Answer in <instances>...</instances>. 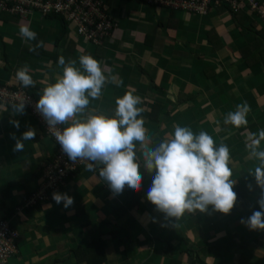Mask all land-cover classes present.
Wrapping results in <instances>:
<instances>
[{"label":"crops","instance_id":"obj_1","mask_svg":"<svg viewBox=\"0 0 264 264\" xmlns=\"http://www.w3.org/2000/svg\"><path fill=\"white\" fill-rule=\"evenodd\" d=\"M136 2L148 7L146 16L137 14L144 11L140 8L128 14L118 9L120 0H109L118 27L105 46L79 38L68 23L60 22L62 29L49 24L60 19L0 13V85L19 86L16 72L27 66L36 82L28 89L39 99L63 74L59 57L76 61L80 69L79 57L91 55L108 79L100 97L89 98L85 113L75 118L83 121L89 111L114 116L117 98L127 92L139 96L137 107L143 111L138 118L153 147L171 138L175 126L189 127L194 134L205 131L216 146L227 145L237 202L230 214L209 206L207 213L186 212L172 226L147 200L154 173L145 171L138 151L139 191L125 186L115 195L98 175L102 165L97 171L82 167L64 189L73 205L65 208L53 201L30 208L25 200L40 186L41 169L57 143L26 109L19 114L0 104V220L8 219L19 232V251L6 264H264V231L241 223L260 210L261 189L250 174L259 161L250 157L246 145L252 134L264 130V41H253L254 31L264 36V19L250 16L245 7L253 32L241 34L221 8L191 20L189 14ZM21 25L34 31L36 39L24 40ZM211 29L216 47L205 41ZM256 43L241 58V50ZM245 102L251 109L247 125H226L227 115ZM11 121H19L18 130ZM29 128L36 131L35 139L23 141L22 152L13 151L11 134L20 138Z\"/></svg>","mask_w":264,"mask_h":264},{"label":"clouds","instance_id":"obj_2","mask_svg":"<svg viewBox=\"0 0 264 264\" xmlns=\"http://www.w3.org/2000/svg\"><path fill=\"white\" fill-rule=\"evenodd\" d=\"M20 36L26 40H35L37 34L26 25H21ZM34 50V49H30ZM76 61H65L59 57L58 64L63 66L62 76L53 84L43 89L35 108L43 117L49 129H55L56 142L73 162L87 161L86 170L97 171L101 179L107 182L115 195L122 194L125 186L132 191H139L142 183L141 163L137 152L141 153L143 168L152 175V183L147 192V200L162 213L166 221H176L187 212L195 214L212 210L230 214L237 202L233 190L236 183L231 179L233 169L230 164L229 148L225 144L216 146L214 139L205 131L194 134L189 127L175 126L171 138L152 146V139L146 135L143 118H138L143 111L137 107L141 103L139 96L127 92L115 101L114 116L87 112L82 121L77 114H84L89 105V98L98 99L106 79L100 62L91 55L79 57L80 69ZM82 69V71H81ZM16 79L21 87H35L30 70L23 66L16 72ZM25 103L13 105L15 113L23 114ZM250 106L245 102L237 105L235 112H230L224 123L236 128L247 125ZM71 124L62 130L58 125ZM19 129V121H11ZM13 151L22 152L23 141L34 140L36 131L29 128L16 138ZM264 140V130L249 137L246 147L251 158L259 161L254 175L257 186L261 189L258 200L259 209L253 211L247 219H242L249 230L264 231V150L260 142ZM251 188V186H249ZM52 199L63 203L65 208L74 203L67 193L54 192Z\"/></svg>","mask_w":264,"mask_h":264},{"label":"built area","instance_id":"obj_3","mask_svg":"<svg viewBox=\"0 0 264 264\" xmlns=\"http://www.w3.org/2000/svg\"><path fill=\"white\" fill-rule=\"evenodd\" d=\"M152 7H160L175 13L186 11L194 15L206 16L212 8L229 7L238 10L246 7L248 11H256L260 18L264 19V6H260L262 0H141ZM108 0H0V13L25 19L35 13L43 17L63 19L68 24H74L77 32L83 40L96 46H105L118 27L115 17L109 11ZM25 103V107L37 114L39 120L50 134L54 131L43 122L35 105L37 100L27 95L22 88L13 89L12 85H0V104L13 106ZM61 130L64 128L58 125ZM58 155L54 161L48 163L43 174L41 187L27 200L26 206L37 205L46 199H52L54 192H61L66 184V177L70 171L86 167L87 161L73 163L62 151L59 143ZM19 232L12 228L7 220H0V264H6L8 259L18 253Z\"/></svg>","mask_w":264,"mask_h":264},{"label":"trees","instance_id":"obj_4","mask_svg":"<svg viewBox=\"0 0 264 264\" xmlns=\"http://www.w3.org/2000/svg\"><path fill=\"white\" fill-rule=\"evenodd\" d=\"M108 1H109V0H108ZM263 3H264V0L261 1L260 6H264V5H262ZM219 8L224 9L225 11H227V12L230 14V16H231V18H232V20H233L234 25L237 27V29L239 30V32H240L241 34L245 33L246 31H251V32H253L252 30H250V28H253L252 25H254V23L251 22L250 19H249V17L246 16V15L244 14L243 11L246 9L245 7H241L240 9H238V10H236V11L231 10L229 7H225V6L217 7V8H215V9H219ZM243 8H244V9H243ZM246 10H247V9H246ZM256 14H257V12H256V11H253V12L250 14V16H251V15H252V16H253V15L256 16ZM45 17H46V16H45ZM50 18H53V17H50ZM60 20H61L62 22H64V23L67 24V22L64 21L63 19H60ZM253 33H254V34H253V35H254V36H253V39H254L253 41H261V42L264 41V36H261V34H260L261 31H257V32L254 31ZM215 36H217V35H216V33H215V31H214L213 29L208 30L207 33L205 34V41H206V44H208L210 47H211V46L216 47V46L214 45V42L212 41V38H214ZM249 44H252V41H251ZM257 44H258V43L252 45L251 47H247V48H245V49H242V50H241V58H243V56H244V54H245L246 51H250V50H251L255 45H257ZM259 46H260V44H259ZM246 65H248V63H247ZM1 85H4V84H1ZM5 85H6V84H5ZM8 85H10V84H8ZM12 87H13L14 90H15V89H18L19 87L22 88V89H24L27 95L31 96L32 98H34V99H36V100L38 101V99H37L38 96H37L34 92H32V90H29L28 88H23V87H21L20 85H19V86H13V85H12ZM25 109H26L29 113H31V115H33L32 112L29 111L28 108L25 107ZM33 116H34V115H33ZM39 123L42 124L41 126H43L44 129H46L45 131H47V132L50 134V132L47 130V128L44 126V124L41 123L40 121H39ZM62 126L65 127V125H62ZM50 135H51V134H50ZM51 136H52V135H51ZM52 137H53V136H52ZM53 139H54L55 142H56L55 137H53ZM56 143H57V142H56ZM57 144H58V143H57ZM57 147H58V146H57ZM57 155H58V149L56 150V153H55L51 158L47 159L46 163L43 165V167H42V169H41L42 181H43V174H44V171H45L46 167L49 165L48 163L54 161V159H55V157H57ZM81 168H82V167H80L79 169H76V170H72V171H70L69 175L66 177L67 179H66V184H65V186L67 185L69 178H71V177H73V176L79 174V172L81 171ZM41 184H42V182L40 183V186H39V187H41ZM65 186L62 187V191H61L60 193H64ZM39 187H38L35 191H33V192H32V193L26 198V200H27V199H28V198H29L34 192H36V191L39 189ZM26 200H25V205H26ZM53 201H54L53 199H46V200L41 201V202H40L39 204H37V205H30V206H28V207L33 208V207L40 206V205H42L43 203H46V202H53ZM4 220H7V221L10 223L11 227L14 228L13 225H12V223H11L8 219H4Z\"/></svg>","mask_w":264,"mask_h":264},{"label":"rangeland","instance_id":"obj_5","mask_svg":"<svg viewBox=\"0 0 264 264\" xmlns=\"http://www.w3.org/2000/svg\"><path fill=\"white\" fill-rule=\"evenodd\" d=\"M109 2V1H108ZM139 9L140 8V10L141 11H143V12H139V13H137L138 15H147V9H148V7H146L145 5H142V4H140V3H138V2H136V0H120V6L118 7V9H122L123 11H127L128 12V14H129V11L130 10H134V9ZM167 9H165L164 11H166ZM170 12V11H169ZM170 13H172V12H170ZM175 13H177V14H180V15H190V16H192L190 19L191 20H195L196 19V17L197 16H200V15H197V16H195L194 14L192 15V13H188V12H186V11H177V12H175ZM117 15V14H116ZM118 17H119V15H117ZM35 17H41V18H43V15L42 14H40V13H35ZM137 18L136 17H134L133 19H132V22H133V20H136ZM120 23L122 22V19H120V18H118L117 19ZM61 22V24H63L62 23V21L61 20H54V21H49V24L50 25H53V26H55L56 28H58V29H62V26L59 24ZM70 25H72L73 27H74V29H75V31H76V33L78 34V32H77V28H76V26L74 25V24H70ZM11 27V26H10ZM122 27V26H121ZM15 28V27H14ZM71 29V28H70ZM78 36H79V34H78ZM79 38H80V36H79ZM34 117L35 118H37L38 119V121H40L39 120V116L37 115V114H34ZM42 117V116H41ZM42 119H43V117H42ZM44 120V119H43ZM43 122H45V120L43 121ZM46 123V122H45ZM51 131H54V130H52V129H50Z\"/></svg>","mask_w":264,"mask_h":264}]
</instances>
